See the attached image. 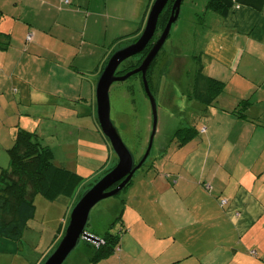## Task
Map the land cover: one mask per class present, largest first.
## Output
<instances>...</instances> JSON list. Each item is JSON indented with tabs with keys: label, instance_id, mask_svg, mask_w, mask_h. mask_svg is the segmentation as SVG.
<instances>
[{
	"label": "crops",
	"instance_id": "1",
	"mask_svg": "<svg viewBox=\"0 0 264 264\" xmlns=\"http://www.w3.org/2000/svg\"><path fill=\"white\" fill-rule=\"evenodd\" d=\"M151 1L0 0V161L8 156L18 127L36 130L40 125L44 114L39 108L52 109L53 117L69 109L74 123L87 113L92 118L106 57L142 31ZM203 22L197 67L226 83L215 104H200L203 111L215 106L221 112L219 130L203 126L197 135L205 148L218 145L209 167L198 174L185 162L178 170L170 162L160 171L155 163L168 149L159 150L154 166L141 172L150 170L152 178L161 173L164 185L153 179L146 184L152 192L161 188L163 195L178 196L177 186L184 190L177 205L163 204L168 210L172 205L175 215L138 212L132 229L122 217V205L118 227L124 230L116 250L93 262L95 247L83 241L63 264H264V0L239 2L221 15L210 12ZM243 98L250 103L246 116L233 111ZM81 99L89 103L88 112L78 110ZM220 130L224 137L215 142ZM173 174L179 178L172 182ZM220 198L227 199L223 206ZM55 237L39 257L23 263L14 253L9 264H40ZM0 240L10 246L20 242ZM0 254L5 250L0 248Z\"/></svg>",
	"mask_w": 264,
	"mask_h": 264
},
{
	"label": "rangeland",
	"instance_id": "2",
	"mask_svg": "<svg viewBox=\"0 0 264 264\" xmlns=\"http://www.w3.org/2000/svg\"><path fill=\"white\" fill-rule=\"evenodd\" d=\"M152 2L153 0L149 9ZM205 2L206 0L182 1L178 18L172 23L169 36L151 65V87L153 86L152 93L157 104V122L150 154L144 163V167L153 161L157 152L164 148L165 144L168 151L155 163L160 171L166 166L168 167L170 162L175 163L174 168L178 170L185 162L191 170L199 174L203 169L205 171L209 167L213 156L216 154L218 145L212 143L210 147L205 148L203 139L202 141L199 140L198 134L179 145L176 143V139L165 143L168 136L178 128L193 125L200 131L203 126L217 130L222 127L221 121L217 120L221 112L218 109H213L216 108L215 106L203 111L198 102L188 97L193 72L197 67L195 59L198 58L197 54L201 51L200 46L203 45L204 26L206 24L201 22L203 19L207 20L210 13L205 11ZM139 34L119 42L109 52L106 62L115 50L133 42V39ZM139 55L140 53H137L128 57L119 67L134 63ZM195 55L196 57H194ZM45 98H48L46 94ZM109 99L110 119L123 142L134 158L142 156L149 140L152 118L150 103L142 87L140 77L134 75L126 80L112 83L109 88ZM85 102L82 100L83 106L78 108L79 111L85 112L89 108V103ZM71 106L74 108L73 105ZM67 110L69 109L61 110L60 115L56 111L53 117L51 116L54 112L52 109L39 108L38 112H43L44 117L38 120L40 125L36 127V132L39 134L40 141L50 147L53 159L57 164L84 176L85 180L78 188L75 196L77 201L105 173L107 168L115 165L117 156L105 137H102L94 108L92 118L87 113L79 118L78 123H74L72 116H68ZM43 114L41 113V115ZM38 121L34 120V122ZM224 132V130L215 132L213 140L220 142L224 137ZM170 158L171 160H168ZM206 158L207 165L205 166ZM3 159L4 161L1 160L0 162H3L4 165L2 166L5 167L8 156L6 157L4 154ZM160 176L161 173L156 178H152L150 170L146 172L137 170L131 183L117 195L100 200L91 208L88 218L89 225L87 223L86 230L88 232L93 230L98 235L103 234L110 222L119 214L122 205L126 206L122 217L127 224H132V229H136L132 221L135 220L138 212L144 216L157 214L165 216L168 213L175 215L176 212L172 205L169 207L170 211L163 204L172 202L177 205L176 202H180L184 196V190L177 186L176 193L178 196L163 195L161 188L157 192H152L146 184L148 185L149 181L153 179L154 184L164 185L162 183L164 180ZM177 177V174H173L172 182ZM168 184L172 186L169 181ZM167 188L165 185L164 190ZM72 203L73 197L67 195L60 194L54 199H49L37 194L34 197V215L28 220V227L26 226L27 228L23 231L20 242L17 244L13 242L10 246L9 242L0 240V248L5 250V254H0V264H9V258L13 257L14 253L18 255L16 259L20 258L23 263L25 260L29 261L34 257H39L53 234L62 236L69 212L73 206ZM118 226L117 224L114 225L112 230H118ZM83 241V238L78 241V246L76 245L69 253L67 260L65 259L66 262ZM16 259L14 258V261L20 262Z\"/></svg>",
	"mask_w": 264,
	"mask_h": 264
},
{
	"label": "trees",
	"instance_id": "3",
	"mask_svg": "<svg viewBox=\"0 0 264 264\" xmlns=\"http://www.w3.org/2000/svg\"><path fill=\"white\" fill-rule=\"evenodd\" d=\"M243 1L246 0H206L204 8L205 11L221 15L232 5ZM170 7V4L169 7L165 6L159 15L154 37L158 35L164 27L170 13ZM137 37L138 35L133 40ZM149 47L150 43L147 48L140 52L139 57H137L134 63L127 65L125 68L131 69L138 65ZM157 55L155 57H157ZM154 60L155 58L153 61ZM153 61L147 71V78L151 91H153V89L151 87L150 68ZM105 63L106 61L102 65L100 72ZM192 79L188 97L201 104L204 108L210 107L213 102H215L218 95L225 90V81L206 73L201 65L194 70ZM249 104V101L243 98L237 103L233 111L235 113H240L242 116H246L245 112ZM198 133L199 131L193 125L178 128L168 136L165 143L172 139H176L175 141L179 145L192 136H196ZM105 140L107 141L106 138ZM162 150L164 149L162 148ZM7 153L8 164L0 169V236L19 241L27 226L28 220L34 215V197L37 194L49 199H54L60 194L67 195L73 197L72 204H74L77 199H75V196L78 188L83 184L85 178L77 172L57 164L53 159L50 147L40 141L39 134L36 130L18 127L11 146L7 149ZM149 165L153 167V161ZM154 167L156 168V166ZM110 168H107L106 171ZM131 181L128 184H130ZM222 200H225V202L221 203ZM226 201V198H220V204L222 206ZM120 222L122 223L121 215L118 214L101 235L100 239L102 242L97 245L93 244L95 252L91 257V261L95 262L100 258L107 257L116 250L119 244L120 234L124 228L122 226L118 227V230H112V228ZM59 235L60 234H56L54 244L49 253L58 242ZM84 241L92 245L91 241L85 239ZM48 254H46L45 258Z\"/></svg>",
	"mask_w": 264,
	"mask_h": 264
},
{
	"label": "water",
	"instance_id": "4",
	"mask_svg": "<svg viewBox=\"0 0 264 264\" xmlns=\"http://www.w3.org/2000/svg\"><path fill=\"white\" fill-rule=\"evenodd\" d=\"M182 1L183 0H173L164 27L159 35L153 39L159 15L168 2V0H153L147 13L144 27L138 37L133 42L115 50L110 55L99 74L94 89L97 121L99 130L107 139L110 147L116 154L117 161L114 166L99 177L73 204L62 236L41 264H63L69 253L74 249L81 238L96 244L101 243V239L98 236L86 230L91 208L100 200L115 196L125 188L132 180L135 171L142 166L148 157L156 131L157 104L147 82V71L151 62L162 48L165 40L168 38L171 25L178 18ZM149 43H151V46L148 48L144 58L138 66L121 75L115 73L117 67L124 60L132 55L142 52ZM137 72H140L141 74L144 92L150 103L152 121L146 150L134 165L132 153L123 142L117 128L110 119L109 88L113 82L123 81Z\"/></svg>",
	"mask_w": 264,
	"mask_h": 264
},
{
	"label": "flooded vegetation",
	"instance_id": "5",
	"mask_svg": "<svg viewBox=\"0 0 264 264\" xmlns=\"http://www.w3.org/2000/svg\"><path fill=\"white\" fill-rule=\"evenodd\" d=\"M172 3H173V0L171 1V0H168V2H167V4H166V6H168L169 7V4H170V6L172 5ZM170 9H171V7H170ZM161 32V31H160ZM159 32V33H160ZM159 33H158V35H159ZM158 35H156L155 37H154V39L158 36ZM152 43V42H151ZM151 43H150V46H151ZM147 48V47H146ZM145 56V55H144ZM144 56L142 57V59L144 58ZM142 59H141V61H142ZM140 61V62H141ZM139 62V63H140ZM139 63H138V65H139ZM121 65V64H120ZM138 65H136V66H138ZM136 66H134V67H136ZM125 67H127V66H121V67H117V69H116V74H118V75H121V74H124L126 71H128V70H130V69H126ZM133 67V68H134ZM132 69V68H131ZM134 75H136V76H139L140 77V79H141V74H140V72H137V73H135V74H133V75H131V76H129L128 78H130V77H132V76H134ZM127 78V79H128ZM126 80V79H125ZM116 82H119V81H116ZM147 82H148V78H147ZM114 83V82H113ZM141 84H142V87H143V82H142V79H141ZM148 85H149V82H148ZM153 87V86H152ZM149 88H150V86H149ZM157 88V87H156ZM144 89V88H143ZM150 90H151V88H150ZM152 92V91H151ZM148 144V143H147ZM147 147V146H146ZM145 150H146V148H145ZM145 150H144V152H145ZM151 150V149H150ZM131 152V151H130ZM144 152H143V154H144ZM142 154V155H143ZM149 154H150V152H149ZM149 156V155H148ZM142 156H139L138 158H134L133 157V159H134V165L138 162V160L141 158ZM117 158V157H116ZM148 158V157H147ZM146 158V159H147ZM146 161V160H145ZM145 161H144V163H145ZM144 163L142 164V166H140L137 170H139L140 169V171L142 170V169H144L145 167H144ZM136 170V171H137ZM136 171H135V173H136ZM134 173V174H135ZM133 178V177H132Z\"/></svg>",
	"mask_w": 264,
	"mask_h": 264
},
{
	"label": "built area",
	"instance_id": "6",
	"mask_svg": "<svg viewBox=\"0 0 264 264\" xmlns=\"http://www.w3.org/2000/svg\"><path fill=\"white\" fill-rule=\"evenodd\" d=\"M224 202H225V200H222V201H221V203H224ZM101 242H102V240H101Z\"/></svg>",
	"mask_w": 264,
	"mask_h": 264
}]
</instances>
